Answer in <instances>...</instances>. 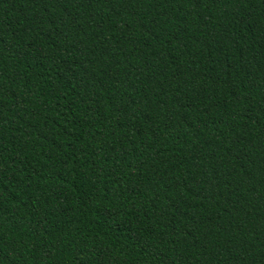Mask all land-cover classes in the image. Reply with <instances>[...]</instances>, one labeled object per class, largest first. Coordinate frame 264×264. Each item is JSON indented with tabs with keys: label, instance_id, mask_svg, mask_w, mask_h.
<instances>
[{
	"label": "trees",
	"instance_id": "obj_1",
	"mask_svg": "<svg viewBox=\"0 0 264 264\" xmlns=\"http://www.w3.org/2000/svg\"><path fill=\"white\" fill-rule=\"evenodd\" d=\"M0 264H264V0H0Z\"/></svg>",
	"mask_w": 264,
	"mask_h": 264
}]
</instances>
